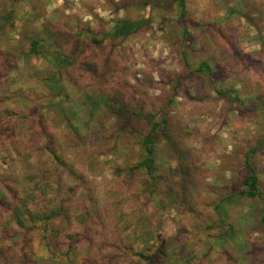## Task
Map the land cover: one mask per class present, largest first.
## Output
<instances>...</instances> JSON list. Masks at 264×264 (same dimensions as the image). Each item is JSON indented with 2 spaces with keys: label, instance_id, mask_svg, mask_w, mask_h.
Listing matches in <instances>:
<instances>
[{
  "label": "rangeland",
  "instance_id": "374dc122",
  "mask_svg": "<svg viewBox=\"0 0 264 264\" xmlns=\"http://www.w3.org/2000/svg\"><path fill=\"white\" fill-rule=\"evenodd\" d=\"M185 2L179 20L172 0H0V264H264V0ZM24 197L61 212L18 228Z\"/></svg>",
  "mask_w": 264,
  "mask_h": 264
},
{
  "label": "trees",
  "instance_id": "16d2710c",
  "mask_svg": "<svg viewBox=\"0 0 264 264\" xmlns=\"http://www.w3.org/2000/svg\"><path fill=\"white\" fill-rule=\"evenodd\" d=\"M174 4L177 7V10L179 12V20L183 19L186 15V2L185 0H172ZM147 23V21L140 20L136 22H126V21H121L119 22L115 27L113 33L108 36L112 39H118V38H123L124 36H127L135 30L140 29L144 26V24ZM185 35V34H184ZM106 36V35H105ZM92 41L96 43H100V40H96L94 38H91ZM40 44V41H33L31 43V49H30V54H38V45ZM198 72L202 73H207L209 74L210 77H212V71L208 67L207 63H202L198 67ZM215 92L217 94V98L219 100H230V96H234V101L235 102H240V98L238 93L231 88H228L226 90H218L215 89ZM167 104L162 106V113H163V118L161 119V123L163 126L166 125V118H165V108ZM114 108H117L120 112H131L134 115H138V113L131 109L130 107L126 106H115ZM153 116H147L146 120L151 122L150 129L144 138L141 140V147L143 148V151L145 152V157L142 159L140 162L137 163L135 168H144L146 174L149 176L151 180H154L153 176V167H154V136L158 130L159 124L160 123H155L153 122ZM257 148H252L249 150L247 155L245 156L244 160V166L245 169L247 170V176L244 178L242 181V187L243 189L240 191L239 195L242 197H246L248 199H253L259 196V179L257 176V173L255 172L254 167L251 164V158L255 154ZM51 155L53 157V160L58 164V165H64L61 163L60 158L53 153L51 150ZM5 193L4 191H0V205L5 203ZM33 201V199H28V197L24 198H19L17 199V202L12 206V209L9 214V221L12 223H15L18 228H25L29 227L30 225H35L36 222L43 221L44 223H48L52 220H54L61 212V209L57 208L56 210H50L47 213H39L37 211L32 212L29 209L30 203ZM11 207L8 209L10 210ZM34 228V226H33ZM143 236V235H142ZM153 234L150 232L145 233V237H143V244L144 247L142 251H140L137 256L139 258V261H145L149 262L153 259L154 254L149 251L150 248V241L152 240Z\"/></svg>",
  "mask_w": 264,
  "mask_h": 264
}]
</instances>
